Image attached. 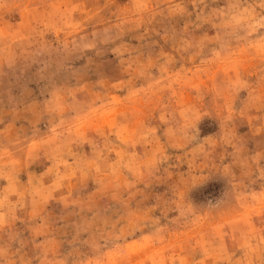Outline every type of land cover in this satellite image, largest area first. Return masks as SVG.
I'll return each instance as SVG.
<instances>
[{"label":"rangeland","instance_id":"rangeland-1","mask_svg":"<svg viewBox=\"0 0 264 264\" xmlns=\"http://www.w3.org/2000/svg\"><path fill=\"white\" fill-rule=\"evenodd\" d=\"M0 264H264V0H0Z\"/></svg>","mask_w":264,"mask_h":264}]
</instances>
